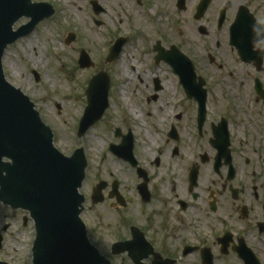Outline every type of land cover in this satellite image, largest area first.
<instances>
[{"label": "flooded vegetation", "instance_id": "af4514ba", "mask_svg": "<svg viewBox=\"0 0 264 264\" xmlns=\"http://www.w3.org/2000/svg\"><path fill=\"white\" fill-rule=\"evenodd\" d=\"M208 9L199 18L192 15L198 22L194 29L186 22L190 16H167L146 20L154 26L125 35L126 45L135 40L148 58L131 66L127 93L142 95L148 108L143 118L161 136L157 155L148 166L143 163L148 201L137 194L141 203L158 202L159 223L168 211L173 213L176 227L173 235L155 239L148 226L137 225L144 235L141 243L134 241L129 226L128 236L109 243L108 264H264V113L259 112L264 111V38L253 48L261 51L260 65L241 60L229 41L232 14L227 11L220 22L219 9ZM238 65L247 67L238 83L252 84V99L262 105L257 113H248L241 102L233 108L223 101L227 88L233 93L230 77ZM130 113V119L118 115L115 137L121 140L132 130L133 154L140 161L137 135L151 144L152 138L142 116L133 109ZM116 203L111 199L109 206L117 210ZM34 240L31 213L0 201V260L33 264ZM125 241H130L129 248L116 252L113 244Z\"/></svg>", "mask_w": 264, "mask_h": 264}, {"label": "rangeland", "instance_id": "374dc122", "mask_svg": "<svg viewBox=\"0 0 264 264\" xmlns=\"http://www.w3.org/2000/svg\"><path fill=\"white\" fill-rule=\"evenodd\" d=\"M33 1H45L51 4L55 12L52 17L42 20L30 34L7 47L2 61L3 71L6 80L14 87H19L35 104L42 121L52 129L54 145L60 152L70 155L77 147L83 148L87 167L80 192L86 197V203L80 216L86 224L87 231L91 232L89 233L91 235H88L90 241L101 253L107 254L111 240L118 236L129 235L128 227L124 224L127 218L136 221V225L148 226V234L155 239L173 235L174 226L176 227L173 213L166 209L168 212L164 220L159 223L162 215L160 213L157 218L158 202L153 201L150 205L141 203L136 191V184L140 180L128 164L108 150V144H116L119 140L113 135L119 125L116 124L118 115L126 114L133 109L143 118L148 109L141 94L130 96L127 93L131 86V80L127 81L131 66L140 61H143L142 63L148 61L143 55L145 51L141 49L140 43L131 40L119 56L117 64L110 66L105 61L108 43L110 40L112 42L115 40L113 35H126L130 34L132 29L144 31L154 26L152 22L146 23V20L153 18L144 10L146 3L139 6L135 0H97L106 12L95 16L89 4L90 0ZM226 1L231 2L229 16L232 14L233 17L239 4L245 5L264 25V0H211L208 13H214L223 7ZM185 2L187 7L182 11L175 8L176 0H151L147 3L150 8H154L155 5L162 6L163 10L169 12L168 17L184 19L190 16L191 18H187L190 23L186 22L191 29H194L198 25V22L192 18L197 2L196 0H185ZM94 17L98 22H95ZM25 22H27L26 18H20L14 27ZM69 32H73L76 37L73 42L66 45L64 40ZM55 47L57 51L54 50ZM81 48L87 51L92 61L89 67L79 68L77 64ZM246 68L241 65L235 71L234 77H230V80L235 82L234 98L227 95L224 96L223 101L227 106H231L230 103L233 101L235 107L241 102L244 108L250 109L248 113H257L255 110L261 109L262 105L252 99L254 96L252 84L250 86L247 82L248 85L241 86L238 83V80L243 79ZM33 71L38 75L37 80ZM98 71H105L112 79L108 97L109 106L102 118L79 138L76 131L79 117L87 103L86 89L92 76ZM119 88L123 95L119 92ZM259 112L264 113V111ZM126 116L130 119L131 113H127ZM144 121L148 125V132L151 134L148 138H152V144L140 133L137 135L136 150L140 162L148 166L147 162L152 160L160 149L155 144H159L161 136L146 119ZM100 179L109 182L112 179L119 181L127 199V210L122 207L117 210L110 207L111 200L89 207L88 196ZM20 251L22 250L18 251L19 256L22 255Z\"/></svg>", "mask_w": 264, "mask_h": 264}, {"label": "water", "instance_id": "95a60500", "mask_svg": "<svg viewBox=\"0 0 264 264\" xmlns=\"http://www.w3.org/2000/svg\"><path fill=\"white\" fill-rule=\"evenodd\" d=\"M207 3L208 0L201 1L197 16L202 14ZM92 4L98 13L100 9L95 2ZM52 12L45 3L0 0V159H10V162H0L3 189L0 198L4 202L24 206L33 214L37 229L34 264H102L104 258L88 242L79 218L84 198L77 189L84 178L86 165L82 149L74 150L69 157L61 154L53 146L52 133L40 120L34 104L4 79L1 68L5 47L31 32ZM21 16L29 17L30 21L13 32L11 25ZM262 36V26L244 8H240L231 28V43L239 54L243 57L250 55L251 46L255 42L260 44ZM72 38L73 35L69 34L67 42ZM123 43L122 38L115 41L106 61L118 56ZM78 62L81 67L90 64L83 51ZM108 83L104 72L90 80L78 137L98 121L108 107ZM183 83L188 84L187 81ZM131 149L132 144L127 139L118 146H110V150L124 159L131 158ZM104 187L103 182L96 186L91 196L93 202L102 200L100 192ZM140 192L143 197L146 195L144 186L140 187Z\"/></svg>", "mask_w": 264, "mask_h": 264}, {"label": "bare ground", "instance_id": "6f19581e", "mask_svg": "<svg viewBox=\"0 0 264 264\" xmlns=\"http://www.w3.org/2000/svg\"><path fill=\"white\" fill-rule=\"evenodd\" d=\"M151 14V13H150ZM55 51H57V47L54 48ZM121 91V90H120Z\"/></svg>", "mask_w": 264, "mask_h": 264}]
</instances>
